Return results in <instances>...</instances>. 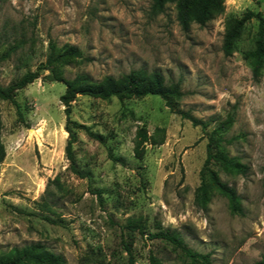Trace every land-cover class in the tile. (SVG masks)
I'll list each match as a JSON object with an SVG mask.
<instances>
[{"label":"rangeland","instance_id":"1","mask_svg":"<svg viewBox=\"0 0 264 264\" xmlns=\"http://www.w3.org/2000/svg\"><path fill=\"white\" fill-rule=\"evenodd\" d=\"M154 0H0V84L78 49L0 98V257L32 246L64 264H191L177 233L211 264H264V62L254 73L259 22L247 20L230 50L228 29L264 0H225L204 26L181 29L176 3ZM181 83L174 109L160 96L78 95L68 132L60 101L78 74L97 83L134 71ZM79 125L86 127L79 128ZM144 129L149 142L137 148ZM207 168L235 189L241 213L212 186ZM204 184V185H203ZM130 252L126 251V246ZM21 264H41L24 260Z\"/></svg>","mask_w":264,"mask_h":264},{"label":"trees","instance_id":"2","mask_svg":"<svg viewBox=\"0 0 264 264\" xmlns=\"http://www.w3.org/2000/svg\"><path fill=\"white\" fill-rule=\"evenodd\" d=\"M167 3H176L178 11L177 19L181 29L185 32L190 30L193 23L204 26L207 22L214 17L223 14L225 11V0H154L153 9L157 12H162ZM251 18H256L259 22L257 50L254 54V73L257 75L263 67L264 62V17L261 13L247 11L241 19L235 20L233 26L227 31L224 46L226 50L232 48V44L237 38L243 24ZM53 54L54 53H51L46 64L41 65V67H38L35 71L27 72L19 80L14 81L7 86H2L0 84V98L12 102L20 117L22 116L20 104L15 100V94L18 90L25 88L35 80L39 79L41 77V71L49 69L54 63L63 59H84L82 53L75 48L68 49L57 56H54ZM64 84L66 89L65 93L61 96L60 101L65 107L66 129L69 135L66 145V155L71 163V168L77 174L80 173L75 168L72 151V146L76 142V134L68 126L73 123L70 119L72 103L76 100L78 95L100 98L103 100L110 99L111 97L122 99L130 97L141 98L148 95L160 96L166 101L167 106L171 109H174V98L181 95L180 82L166 85L164 77L160 73L153 72L147 74L144 70L134 71L121 79L109 76L101 83L93 81L88 75L78 74L71 81H64ZM79 128L86 129V127L82 125H79ZM137 138V148L149 142V137L144 129L138 131ZM5 156V147L0 138V163L3 162ZM209 160L210 156L206 161L205 170H208L212 186L228 198L232 213H241L240 198L237 192L234 188L224 184L215 172L206 167ZM152 238L162 239L170 243L176 249L180 250L190 260L191 264H211L210 256L208 254H201L188 247L177 233L160 232L152 235ZM125 246L126 251L130 252L128 245ZM38 248L39 246L37 245L32 246L31 248L24 250L22 253H19V251L16 250V255L13 257H0V264H21L26 259L41 264H64L63 259L59 256L49 253H34ZM149 259L151 264H161L159 259L154 255H150ZM131 264H134V259L132 257Z\"/></svg>","mask_w":264,"mask_h":264}]
</instances>
